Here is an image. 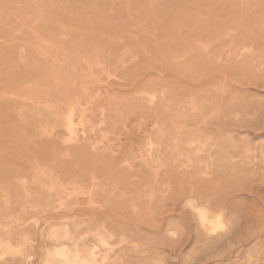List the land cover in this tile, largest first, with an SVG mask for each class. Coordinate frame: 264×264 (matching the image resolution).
I'll return each instance as SVG.
<instances>
[{
	"label": "rangeland",
	"instance_id": "1",
	"mask_svg": "<svg viewBox=\"0 0 264 264\" xmlns=\"http://www.w3.org/2000/svg\"><path fill=\"white\" fill-rule=\"evenodd\" d=\"M42 1L0 0V264L51 229L92 264H264V0Z\"/></svg>",
	"mask_w": 264,
	"mask_h": 264
},
{
	"label": "bare ground",
	"instance_id": "2",
	"mask_svg": "<svg viewBox=\"0 0 264 264\" xmlns=\"http://www.w3.org/2000/svg\"><path fill=\"white\" fill-rule=\"evenodd\" d=\"M22 1V0H21ZM37 1L38 0H36V3H37ZM44 1V0H43ZM42 1V2H43ZM167 0H155L154 2H156V3H159V2H166ZM249 1V0H248ZM255 1V0H254ZM24 2V1H23ZM35 2V1H34ZM40 2V4H41V1H39ZM52 2V1H51ZM169 2V1H168ZM251 2V1H250ZM229 3V2H228ZM28 4V3H27ZM32 4H33V2H32ZM35 4V3H34ZM246 4V3H245ZM253 4V3H252ZM44 5V4H43ZM127 5H128V3H127ZM31 6V5H30ZM33 6V5H32ZM37 6H39V5H37ZM45 6V5H44ZM33 7H35V6H33ZM43 7V6H42ZM129 7V6H128ZM36 8V7H35ZM245 8V7H244ZM251 8V7H250ZM257 8V7H256ZM248 9V8H247ZM40 10V9H39ZM255 10V9H254ZM37 11V10H36ZM206 11V10H205ZM245 11V10H244ZM42 12L40 11V14H41ZM37 14V13H36ZM39 14V13H38ZM210 14V13H209ZM250 15V14H249ZM51 17L53 16V15H50ZM37 17V16H36ZM43 17V16H42ZM216 17V16H215ZM28 18H30V17H28ZM27 18V19H28ZM39 18H41V17H39ZM46 18V17H45ZM51 19V18H50ZM41 20H42V18H41ZM42 21H44V18H43V20ZM0 22H1V20H0ZM33 22H35V21H33ZM37 23V22H36ZM44 23H45V21H44ZM48 23V22H47ZM40 24V23H39ZM52 25H53V23H52ZM239 26V25H238ZM32 27V26H31ZM246 28V27H245ZM250 28V27H249ZM36 29V28H35ZM34 29V30H35ZM243 29V28H242ZM262 29V28H261ZM37 30V29H36ZM77 32V31H76ZM182 32V31H181ZM235 32V31H234ZM88 33V32H87ZM230 33H231V31H230ZM67 34V33H66ZM73 34V33H72ZM92 34V33H91ZM236 34V33H235ZM63 35V34H62ZM94 35V34H93ZM144 35V34H143ZM228 35H230V34H228ZM254 35V34H253ZM145 36V35H144ZM36 37V36H35ZM43 37V36H42ZM39 38H41L40 36H39ZM101 38V37H100ZM119 39V38H118ZM43 40V39H42ZM226 40V39H225ZM40 41V40H39ZM114 42H115V39H114ZM120 42V41H119ZM185 42V41H184ZM0 43H2V42H0ZM5 43V42H4ZM186 43V42H185ZM25 44V43H24ZM5 45V44H4ZM43 46V45H42ZM41 46V47H42ZM207 49V48H206ZM142 50V49H141ZM204 51H206V50H204ZM208 51V50H207ZM128 52V51H127ZM135 54V53H134ZM126 55V54H125ZM195 55V54H194ZM52 57V56H51ZM212 58V57H211ZM214 58V57H213ZM52 59V58H51ZM58 59V58H57ZM61 59V58H60ZM123 59V58H122ZM61 61V60H60ZM133 61V60H132ZM186 61V60H185ZM69 62V61H68ZM173 62V61H172ZM56 64V63H55ZM96 64V63H95ZM52 65H53V63H52ZM64 65V64H63ZM99 65V64H98ZM95 66V65H94ZM264 66V65H263ZM92 67V66H91ZM99 67V66H98ZM125 67V66H124ZM95 68H97V67H95ZM204 68V67H203ZM60 69V68H59ZM123 70V69H122ZM75 71V70H74ZM64 72V71H63ZM56 73V72H55ZM54 74V73H53ZM61 75V74H60ZM64 75V74H63ZM62 76V75H61ZM95 76V75H94ZM62 77H64V76H62ZM43 78V77H42ZM46 78V77H45ZM56 78V77H55ZM69 78V77H68ZM95 78V77H94ZM80 79H82V78H80ZM69 80H70V78H69ZM72 80V79H71ZM75 81H76V79H75ZM74 81V82H75ZM78 81V80H77ZM63 82V81H62ZM80 82V81H79ZM60 83V82H59ZM81 83V82H80ZM100 83V82H99ZM74 84V83H73ZM76 84H77V82H76ZM70 86V85H69ZM84 86H86V85H84ZM88 86V85H87ZM86 86V87H87ZM41 88V87H40ZM97 88V87H96ZM76 89V88H75ZM85 89V88H84ZM56 90V89H55ZM67 90V89H66ZM58 92V91H57ZM62 92V91H61ZM15 94V93H14ZM69 94V93H68ZM97 94V93H96ZM3 96V95H2ZM4 97V96H3ZM6 97V96H5ZM69 97V96H68ZM80 97H82V96H80ZM147 97V96H146ZM21 98V97H20ZM40 99V98H39ZM69 99V98H68ZM78 100V99H77ZM42 101H44V100H42ZM80 101V100H79ZM6 102V101H5ZM28 103V102H27ZM43 105V104H42ZM62 105V104H61ZM1 106V105H0ZM47 106V105H46ZM65 106V105H64ZM5 107V106H4ZM0 108H2V107H0ZM83 108H85V107H83ZM90 111V110H89ZM53 112V111H52ZM101 112V111H100ZM70 113H72L71 111H70ZM85 113V112H84ZM57 115V114H56ZM63 116V115H62ZM68 116V115H67ZM102 116V115H101ZM37 117V116H36ZM69 117H70V115H69ZM68 117V118H69ZM74 117V116H73ZM79 117H80V115H79ZM66 118V117H65ZM41 119V118H40ZM61 119H63V118H61ZM81 119V118H80ZM34 120V119H33ZM88 121V120H87ZM41 122V121H40ZM68 122H70V121H68ZM113 124V123H112ZM77 125V124H76ZM83 125V124H82ZM54 126V125H53ZM134 126V125H133ZM56 127V126H55ZM72 127V126H71ZM81 127V126H80ZM152 128V127H151ZM69 129H71V128H69ZM82 129V128H81ZM47 130V129H46ZM48 130H49V128H48ZM73 130V129H72ZM42 131V130H41ZM53 131V130H52ZM59 131V130H58ZM78 131V130H77ZM73 133V132H72ZM182 133V132H181ZM82 135V134H81ZM83 136V135H82ZM41 138H42V136H41ZM48 138V137H47ZM64 138V137H63ZM103 139H104V137H102ZM68 139V138H67ZM66 140V139H65ZM76 140H78L77 138H76ZM188 141V140H187ZM132 143V142H131ZM75 144V143H74ZM187 144V143H186ZM121 146V145H120ZM167 146V145H166ZM198 146V145H197ZM200 146V145H199ZM150 147V146H149ZM140 148V147H139ZM155 149H157V148H155ZM198 150V149H197ZM237 151V150H236ZM250 153V152H249ZM67 158V157H66ZM151 158V157H150ZM37 159V158H36ZM142 159V158H141ZM177 160V159H176ZM39 161V160H38ZM35 164V163H34ZM155 165V164H154ZM262 166V165H261ZM158 171V170H157ZM42 172V171H41ZM47 172V171H46ZM202 172V171H201ZM241 173V172H240ZM262 173V172H261ZM54 174V173H53ZM53 174H52V176H53ZM87 174V173H86ZM119 175V174H118ZM157 175V174H156ZM50 176V175H49ZM250 176V175H249ZM157 177V176H156ZM190 177V176H189ZM212 178V177H211ZM52 181V180H51ZM53 182V181H52ZM59 182V181H58ZM157 182V181H156ZM174 182V181H173ZM190 182V181H189ZM43 183V182H42ZM234 183V182H233ZM61 184V183H60ZM60 184H58V185H60ZM54 185V184H53ZM42 187H44V186H42ZM22 188V187H21ZM123 188V187H122ZM208 188V187H207ZM106 189V188H105ZM129 189V188H128ZM165 189V188H164ZM240 189V188H239ZM194 190V189H193ZM221 190V189H220ZM90 193V192H89ZM46 194V193H45ZM69 194V193H68ZM96 194V193H95ZM169 194V193H168ZM3 195V194H2ZM89 195V194H88ZM90 196V195H89ZM92 196V195H91ZM216 196V195H215ZM151 197V196H150ZM196 198V197H195ZM151 199V198H150ZM7 205V204H6ZM191 205H192V202H191ZM225 206V205H224ZM61 207V206H60ZM151 208V207H150ZM25 209H26V206H25ZM153 209V208H152ZM224 209V208H223ZM59 210V209H58ZM193 210V209H192ZM126 211V210H125ZM196 211V210H195ZM198 213L196 214V215H198L199 217H200V219H201V221H202V223L203 224H205L206 222H207V218H206V216H205V214H206V212H205V210L203 209V208H199L198 210ZM160 212V211H159ZM144 213V212H143ZM195 213V212H194ZM135 214V213H134ZM152 215V214H151ZM212 216V215H211ZM210 216V217H211ZM222 216V215H221ZM198 217V218H199ZM218 217V216H217ZM149 218V217H148ZM210 219H212V218H210ZM219 219V218H218ZM217 219V220H218ZM215 220V219H214ZM236 220V219H235ZM16 221V220H15ZM224 221V220H223ZM199 223V222H198ZM38 224V223H37ZM113 224V223H112ZM231 224V223H230ZM212 226V225H211ZM217 226H219L220 227V224L218 223L217 224ZM115 228V227H114ZM113 228V229H114ZM5 231V230H4ZM111 231H113L114 232V230H111ZM173 231V230H172ZM204 231V230H203ZM115 234V233H114ZM172 234V233H171ZM122 237H123V235H121ZM251 236V235H250ZM127 237V236H126ZM243 237V236H242ZM249 237V236H248ZM81 238V237H80ZM87 237H85V239H86ZM13 239V238H12ZM120 239V238H119ZM123 239V238H122ZM49 240H51V241H53V242H55L56 243V245H55V247L51 250V251H49V253H48V257H47V259L45 260V262H44V264H92V263H94V262H96V260H97V254H96V245H93L92 247H91V249H89V251L87 252V254H84L83 252H81V251H79V250H76V251H74V249H70L67 245H65V244H60V241L61 240H66V241H70V242H72L73 243V245L74 246H77L78 245V242L79 241H77L75 238H73L71 235H70V233L68 232V231H65V233L62 235V236H60L58 233H56V230L55 229H51L50 231H49ZM126 241H127V239H126ZM124 242V241H123ZM132 242V241H131ZM81 243V242H80ZM100 243L102 244V245H104V246H107L108 245V238L107 237H103V238H101L100 239ZM119 243V242H118ZM121 246H122V244H120ZM135 245V244H134ZM128 246V245H127ZM131 246H132V244H131ZM134 247H136V246H134ZM138 247V246H137ZM130 248V247H129ZM5 249L8 251V252H11V253H21L22 252V249H16V248H10V247H5ZM3 256V255H2ZM22 256V255H21ZM4 257V256H3ZM3 257H2V259H3ZM124 260V259H123ZM244 263V262H243Z\"/></svg>",
	"mask_w": 264,
	"mask_h": 264
}]
</instances>
